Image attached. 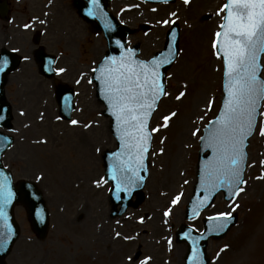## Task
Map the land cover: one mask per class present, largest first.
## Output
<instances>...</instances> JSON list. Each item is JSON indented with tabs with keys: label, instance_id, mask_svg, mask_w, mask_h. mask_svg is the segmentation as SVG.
I'll return each instance as SVG.
<instances>
[{
	"label": "rangeland",
	"instance_id": "obj_1",
	"mask_svg": "<svg viewBox=\"0 0 264 264\" xmlns=\"http://www.w3.org/2000/svg\"><path fill=\"white\" fill-rule=\"evenodd\" d=\"M73 1L8 0L9 19L0 16V52L14 50L21 59L8 74L5 86L13 114L7 131L14 141L2 161L16 181L26 179L38 185L50 211L49 233L39 239L25 208L15 207L20 236L8 263L180 264L187 250L186 245L176 242L181 223L201 230L203 217L237 208L241 221L229 236L209 242L214 259L211 264H242V257L264 260V137L259 134L264 115L248 147L246 183L238 199L230 204L220 194L199 218L185 219L196 178L200 137L222 100L223 63L216 57L212 42L224 15L217 12L225 0H190L187 5L184 0L110 3V11L121 22L139 28L129 43L141 42V57L149 58L163 47L173 22L181 29L179 57L167 72V95L154 114L151 129L164 124V116L176 115L166 127L153 132L143 201L120 217L111 215L110 184L102 162L104 151L115 146V139L95 86L89 82L107 44L103 34L92 31L79 16ZM144 24L149 26L148 32L141 28ZM38 33L46 51L58 57L57 74L51 78L40 72L35 61L34 37ZM61 68L65 71L59 72ZM62 85L77 92L70 120L59 114L56 95ZM180 92L185 96L177 100ZM71 120L79 123L73 125ZM176 197L179 200L173 204ZM250 208L252 222L244 234L247 223L243 218L250 214ZM125 236L132 239L125 240Z\"/></svg>",
	"mask_w": 264,
	"mask_h": 264
},
{
	"label": "snow or ice",
	"instance_id": "obj_2",
	"mask_svg": "<svg viewBox=\"0 0 264 264\" xmlns=\"http://www.w3.org/2000/svg\"><path fill=\"white\" fill-rule=\"evenodd\" d=\"M98 3L99 0H91L93 6ZM184 3L187 5L190 0H184ZM220 13L224 15L219 24L220 30L214 33L212 48L215 55L223 59L226 98L214 126L207 130V136L200 137L205 141L206 147L213 151L212 158L201 174V181L205 185V191L226 189L232 196H236L244 190L239 186L246 183L242 178L247 160L246 141L256 129L258 109L264 102V78L260 76L264 69V64L261 63V56L264 55V0H226L218 9L217 14ZM91 14L92 11L89 12ZM106 27L111 25L106 24ZM116 43L119 45L120 41ZM131 53L132 50L129 49L127 54L119 58L108 57L99 69H93V72L100 73L96 79L102 85L103 98L121 132L118 139L124 152L116 155L128 156L127 162H119L112 174V179L118 182V191L121 185L124 191H130L133 185L143 180L138 171L144 166L151 132L166 127L167 122L176 115L172 112L163 117L164 124L148 129V118L155 110L157 101L162 95H167L163 83L160 82L159 69L162 64L171 63L168 57H174L176 53L170 48L164 60L153 58L147 63L132 59ZM7 64V58L0 61V71ZM63 71V68L59 69V72ZM183 96L185 93L180 92L176 99ZM260 115H264V112ZM71 123L77 125L79 122L71 120ZM195 134L194 132L193 135ZM259 134L264 137V123L259 127ZM12 196L9 177L0 174V220H3L0 228V250L9 243L11 236L5 209ZM177 200L179 197L172 203L175 204ZM164 214L167 216L168 212ZM231 216V212L219 213L209 217V220H221L214 229L221 231L227 227ZM120 235L116 233V236ZM123 238L132 239L128 236ZM128 260L132 261L133 258L130 256ZM192 260L194 264H199V250H194Z\"/></svg>",
	"mask_w": 264,
	"mask_h": 264
},
{
	"label": "water",
	"instance_id": "obj_3",
	"mask_svg": "<svg viewBox=\"0 0 264 264\" xmlns=\"http://www.w3.org/2000/svg\"><path fill=\"white\" fill-rule=\"evenodd\" d=\"M109 0H99L98 5L93 6L91 4V0H87V3L83 1H77V4L80 6V13L84 16L88 21L95 22L97 30H102L108 40L109 50L106 52L105 57L99 63V66L104 63L106 58L108 57H116L119 58L121 55L127 54L128 48L126 46V36L130 32V30L126 27H123L108 11L107 5ZM153 2L163 1V0H149ZM165 1V0H164ZM92 11L93 14L89 15V12ZM106 24H110L111 27H106ZM116 41H120L118 45ZM172 49L176 54L174 57H168L171 60V63L162 64L159 71L161 73L160 82L163 83L166 89L165 83V74L168 68L172 65L175 58L178 55L179 49V27L178 24H175L174 27L168 33V39L165 44V47L162 51L157 52L149 61L141 60L136 55L139 52V44H136L131 50L132 59L144 62H150L153 58H156L159 61L165 59L169 49ZM164 54V55H162ZM4 58H7L8 64L4 68L3 71H0V125L5 127L11 126L12 114H11V106L7 102L4 93V85L6 82L7 75L16 68L18 64V60L14 58V53L9 51H3L2 55H0V61ZM39 59L43 60L42 71L47 76H52L54 74L53 63L54 58L48 55H44V52L41 50ZM99 71L94 72L93 80L97 85V96L98 98L105 104L106 109L104 110V114L111 118V129L112 133L117 139V148L112 150H107L104 154V165L106 169L107 179L112 183L111 188V202L113 204V216L122 215L129 206L137 207L140 202L143 200L142 190L145 186V182L148 176V153L152 147V133L151 139L149 143V150L145 153L144 166L138 171V175L143 177V180L139 181L138 184L133 185L130 191H124L123 185H121L120 190H117V181L112 179L113 171L115 170V166L123 161L127 162L128 156L127 154L121 155L117 157L116 154L124 152V148L122 147L121 141L118 137L121 135V132L117 126V121L115 117L111 114L106 101L102 95V85L100 81L96 79L99 76ZM261 76V72H260ZM162 95L159 100L163 97ZM74 94L72 90L63 91L59 94V102L61 106L62 115L65 118H70L71 111L74 108L73 104ZM226 98V92L225 97ZM156 104L155 110L157 108L158 102ZM224 102V101H223ZM154 110V111H155ZM223 110V106L221 111ZM152 112V114L154 113ZM220 111V112H221ZM260 113V108L258 109L257 119ZM151 116L148 118V129L149 123L151 120ZM220 114V113H219ZM219 116V115H218ZM216 119L211 121L210 125H208L205 129L204 136H207V130L214 126V122ZM252 136V135H251ZM250 136V137H251ZM249 137V138H250ZM249 138L246 141V152L247 146L249 144ZM13 138L4 134L0 131V174L9 177V187L13 193L11 202L7 205L5 212L7 216V224L11 229V236L9 238V243L5 246L4 249L0 250V264H6L5 258L9 254L12 249L13 244L17 240L19 236V226L14 218V206L16 204H23L26 207L28 212L29 220L32 224L34 231L38 236L44 237L47 234L48 226H49V212L46 206V202L42 195V192L37 188L36 184L30 181L21 180L17 184L13 182V177L10 171H8L2 164L1 157L3 153L12 145ZM213 151L211 148L206 147L205 141L201 140V149L199 152V160L197 164V182L194 187V193L191 201L189 202L186 210V217L192 218L197 216L199 212L207 207H209L216 197L217 193L223 191L225 193V198L230 200L235 196H232L226 189H217L215 191L209 189L205 191V185L201 181V174L205 171L206 163L212 158ZM248 157V153H247ZM247 162V160H246ZM246 168V166H245ZM245 168L242 174V178L244 177ZM240 187V186H239ZM138 195L137 201L133 202L134 195ZM201 201H204L201 204ZM221 220H205V229L203 233H198L193 230L190 226L183 224L181 228L177 231L178 241L187 240L189 242V252L187 254V262L188 264H194L192 260V256L194 250H199L200 259L202 261L199 264H207L208 257L206 253L207 242L210 237L213 238H223L229 229L237 222V216H232L227 221V227H225L221 231L214 230L215 226L221 223ZM3 226V220H0V228Z\"/></svg>",
	"mask_w": 264,
	"mask_h": 264
},
{
	"label": "flooded vegetation",
	"instance_id": "obj_4",
	"mask_svg": "<svg viewBox=\"0 0 264 264\" xmlns=\"http://www.w3.org/2000/svg\"><path fill=\"white\" fill-rule=\"evenodd\" d=\"M244 259H246V258H244ZM242 260V264H264V260H262V259H255L256 260V262L255 261H253L252 259H248V260Z\"/></svg>",
	"mask_w": 264,
	"mask_h": 264
},
{
	"label": "bare ground",
	"instance_id": "obj_5",
	"mask_svg": "<svg viewBox=\"0 0 264 264\" xmlns=\"http://www.w3.org/2000/svg\"><path fill=\"white\" fill-rule=\"evenodd\" d=\"M101 56V54L98 56V58ZM183 247H184V245H183ZM181 255H183V254H185V251L183 250V248H181V253H180ZM180 264H181V259H180Z\"/></svg>",
	"mask_w": 264,
	"mask_h": 264
}]
</instances>
